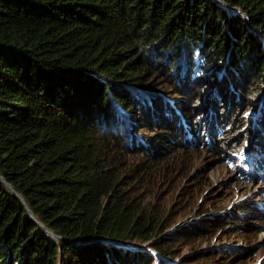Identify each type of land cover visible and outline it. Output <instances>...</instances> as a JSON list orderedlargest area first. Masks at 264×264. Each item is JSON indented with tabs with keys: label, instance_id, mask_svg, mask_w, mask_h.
Segmentation results:
<instances>
[{
	"label": "trees",
	"instance_id": "obj_1",
	"mask_svg": "<svg viewBox=\"0 0 264 264\" xmlns=\"http://www.w3.org/2000/svg\"><path fill=\"white\" fill-rule=\"evenodd\" d=\"M246 133L264 169V0H0V264H172L245 218L165 233L141 186L164 149L227 159Z\"/></svg>",
	"mask_w": 264,
	"mask_h": 264
},
{
	"label": "rangeland",
	"instance_id": "obj_2",
	"mask_svg": "<svg viewBox=\"0 0 264 264\" xmlns=\"http://www.w3.org/2000/svg\"><path fill=\"white\" fill-rule=\"evenodd\" d=\"M141 133L144 137L151 135L140 131L141 137ZM257 136V133L248 134V140L242 146L237 149L232 146L231 156L227 159L208 153L204 147L170 152L164 149L160 155L158 162L166 171L141 187L146 202L158 200L164 203L161 212L166 218L165 223H170L165 233L176 234L202 218L223 213H237L241 221L245 218L243 224L227 219L221 230L207 237H184L177 244L170 243L169 249L175 253L170 257L172 264L184 261L189 264H230L235 259L231 257L239 253L223 258L216 257V251L206 255L207 251L224 246L244 251L246 256L238 264H264V169L256 168L259 155L252 147ZM156 139V136L144 138L149 143ZM241 207H248L249 213L239 211ZM257 209L263 215H257ZM212 255L214 258H210Z\"/></svg>",
	"mask_w": 264,
	"mask_h": 264
},
{
	"label": "water",
	"instance_id": "obj_3",
	"mask_svg": "<svg viewBox=\"0 0 264 264\" xmlns=\"http://www.w3.org/2000/svg\"><path fill=\"white\" fill-rule=\"evenodd\" d=\"M2 180H3V178L2 177H0ZM10 189H11V187L8 185V184H6ZM12 190V189H11ZM13 191V190H12ZM13 193L21 200V201H23V199H22V197L18 194V193H16L15 191H13ZM27 211H28V213H29V215L32 217V218H34L33 217V215H32V213H31V211H29V209L27 208Z\"/></svg>",
	"mask_w": 264,
	"mask_h": 264
},
{
	"label": "bare ground",
	"instance_id": "obj_4",
	"mask_svg": "<svg viewBox=\"0 0 264 264\" xmlns=\"http://www.w3.org/2000/svg\"><path fill=\"white\" fill-rule=\"evenodd\" d=\"M263 163H264V161H263ZM263 163H262V164H263ZM29 211H30V210H29Z\"/></svg>",
	"mask_w": 264,
	"mask_h": 264
}]
</instances>
